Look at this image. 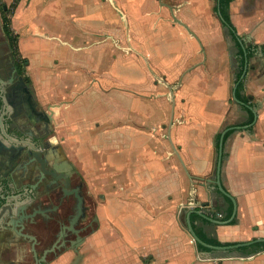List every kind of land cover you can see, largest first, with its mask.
Masks as SVG:
<instances>
[{"label": "crops", "instance_id": "obj_1", "mask_svg": "<svg viewBox=\"0 0 264 264\" xmlns=\"http://www.w3.org/2000/svg\"><path fill=\"white\" fill-rule=\"evenodd\" d=\"M35 1H19L12 27L18 30L21 23L27 32L19 47L29 57L28 71L35 80L37 101L51 113L53 123L61 110L77 109L81 113L76 120L93 122L91 124L98 119L94 113L101 114L107 122L114 114L118 116L113 120L119 129L118 145L111 152L118 158L112 165L124 177V199L118 202V215L104 219L107 230L117 222L118 245L117 248L107 246L105 233L102 243L105 246L86 249L89 255L81 253L80 262L74 264H131V260L136 264H148L141 260L143 254L138 260L133 258L144 246L155 256L166 253L160 264H264V250L248 256L240 251L234 256L225 257L219 252L217 257H201L202 250L194 246L197 243L190 239L187 225L185 229L179 221L182 210L186 219L187 211L196 209L200 213H192L195 214L192 224L201 235L216 237L221 242L264 237V0H232L229 7L240 38L246 39L248 46H260L259 53L249 63L243 91L251 96L255 121L252 125L245 124V120L235 121L223 127L236 126L229 130L224 140L221 180L229 196L219 191L215 182L218 136L223 130L222 124L227 121V110L221 119L219 113L228 109L229 101L228 81L223 85L222 95L221 89L217 90L225 63L220 46L216 47L221 55L219 59L206 57L209 64L215 63L211 70L208 64L198 69L194 67L183 75L187 79L185 84L189 85L193 75L205 81L207 73L213 74L209 76L212 83L207 84L211 88L210 99L206 104H192L191 112H198L196 117L188 113L184 121L175 123L174 110L177 108H168V89L159 86L154 95L160 99L148 107L151 111L145 122L150 127L146 133L139 116L146 105L140 96L151 86L144 68L148 60L126 52L128 44L133 45L132 38L125 37L127 27L119 13L124 8L129 24H135L128 26L129 31L138 30L135 19L147 16L156 27L157 15L162 13L157 8V0H37L35 12L39 11L38 15L31 10ZM187 2L181 10L189 14L194 12L199 21H203L199 16L203 12L190 6V0ZM199 21L196 18L195 24L202 30ZM204 23L211 28L208 22ZM220 23L218 19V25ZM49 28L56 29L50 32ZM26 37L28 40L24 41ZM194 41L185 32H168L158 39L155 34L150 61H158L160 57L162 65L168 64L169 69H173L168 71L179 77L177 70L182 69L179 65L185 62L187 71L193 66H189L191 60L203 61ZM104 79L114 81L115 91L103 87ZM238 103L234 105L248 116L247 105ZM159 111L164 112L160 114ZM159 114L161 118L157 119ZM126 186L134 191L133 200L126 199ZM233 219L235 222L231 223ZM130 240L134 242L132 248Z\"/></svg>", "mask_w": 264, "mask_h": 264}, {"label": "flooded vegetation", "instance_id": "obj_2", "mask_svg": "<svg viewBox=\"0 0 264 264\" xmlns=\"http://www.w3.org/2000/svg\"><path fill=\"white\" fill-rule=\"evenodd\" d=\"M1 29L0 264H67L80 259L81 250L103 245L105 195L63 145L51 113L37 101L26 76L14 71V50ZM232 40L235 87L240 72L244 82L260 46H251L254 54L248 57L245 50L239 53L247 40Z\"/></svg>", "mask_w": 264, "mask_h": 264}, {"label": "rangeland", "instance_id": "obj_3", "mask_svg": "<svg viewBox=\"0 0 264 264\" xmlns=\"http://www.w3.org/2000/svg\"><path fill=\"white\" fill-rule=\"evenodd\" d=\"M21 0H0V13L3 16H6L10 21H11V27H12V18H14L15 15V10L17 7V4ZM188 0H157L158 6L157 8L160 9L162 13L158 14V19H157V30L155 31L154 29L155 24L154 21L153 23L150 22V19L147 17H141L138 21H136V28L138 29L137 31H129L128 26L132 25V23L129 24L128 22V15L125 13V10L123 8V12L119 13V16L123 17L124 23L127 27L125 31V37L126 38H132L131 44L134 45V42L136 45H129L127 46V53H132L135 55H141L143 58L142 59H147L148 63L146 64L145 62V71L148 72L149 75V81H151V86H148L146 88V91H143L140 96V99H142L143 103H145L144 107V112L139 116V119H141V123L145 127L141 126L142 129H145L143 132L148 133L149 132V124L145 122V118H149L150 111L148 109L150 103H154L160 98H157L155 94H157V88L160 86L164 89H168L169 95L166 99L168 103V108L170 107L171 109L173 107L177 108L175 111V116L174 120L175 123L177 122L178 124L180 121H184L185 118L187 117L188 113L191 115H196L198 112H191L192 110V104H206V100L210 99L212 96L210 93V89L207 84L212 83L211 79L209 76L211 75H206V79L204 81V78L199 79L196 75H193L190 73V78L189 80V85L188 83L185 84V81L187 80L186 78L184 79L185 72L191 71L192 69H198V66L205 67L209 63L207 62V58L209 60H217L220 58V53L217 52V48H220V51L222 53V58L225 60V63L223 64V73L221 75V79L218 80L220 83V87L217 89H221V95L223 94V85L228 81V105L225 110H221L219 115L220 119L222 118L223 114L226 112L227 116V121L222 124L221 129L227 124L237 122L239 123L240 121H244L246 116V113L242 114L238 107L234 105V100L231 96V89L234 86L235 82V74H236V68H237V61L235 54L237 52V48L235 46L234 41L232 40L228 30L223 27L220 24L218 25V16L216 15L214 11V6L216 4V0H190V6L193 8H198L200 11L203 12V14H200L199 16L202 18L204 22H208L211 25V28L205 25L203 21H199V17L194 13H185V11H182L181 8L187 5ZM36 5L35 7L31 8V10H34V14L38 15L39 11L35 12L36 9L38 8V1L36 0ZM171 5L174 7L171 9L169 6ZM112 6V5H111ZM165 6L164 9L162 7ZM170 9H169V8ZM179 7V8H177ZM1 17V18H2ZM21 17V13H20ZM148 18V19H147ZM196 18L199 21V24L202 28L198 29L199 25L197 26L195 24ZM47 19V18H46ZM189 21V23L187 22ZM135 25V24H133ZM132 25V26H133ZM196 25V26H195ZM19 29L17 30L16 28L13 29V32L18 35V47L21 41L22 37H25L27 35V32L23 30L21 27V23L18 25ZM130 27V26H129ZM196 27V28H195ZM152 28V29H149ZM1 29V28H0ZM56 29V28H55ZM55 29H47V31L54 32ZM170 29V30H167ZM218 29V30H217ZM2 30V29H1ZM183 30V31H181ZM172 33V32H185L189 34L190 38L194 39V44L199 49V54L201 56V60L203 58V61H193L191 60L189 62V66L193 65L192 68H189L187 71H185V62L179 65L182 67V69H175L177 71H182L180 74L178 73L179 77H175L171 72L173 69H169V65L167 66L162 65L161 58L158 57V61L151 59L153 62L150 61L149 58V52L151 49H153V43H154V35L157 34V39L160 37V35H163L165 33ZM150 35V37H149ZM152 35V38H151ZM3 36V35H2ZM3 38V37H2ZM24 41L28 40V37L23 39ZM192 41V40H191ZM192 43V42H191ZM206 43V44H205ZM195 47V48H196ZM217 47V48H216ZM218 48V49H219ZM19 49V57L14 56L16 59V62L18 64V67L20 69L21 74L26 76L27 81L31 84L32 88L34 89V92L36 93V85H35V80L32 78V76L29 74V57L25 54L22 53L20 47ZM145 57V58H144ZM154 58V57H152ZM227 60V61H226ZM224 62V61H223ZM215 66V63L212 62L209 64V69L211 70V67L213 68ZM188 67V66H187ZM171 70L170 71H168ZM202 69V68H200ZM254 69V67L252 68ZM264 69V67L262 68ZM253 71V70H252ZM202 74V72H200ZM171 76H174V78H170ZM199 79V80H198ZM114 81L111 80H105L103 83V87L109 89L110 92L115 91L114 89ZM191 84L193 86H191ZM216 90V92H218ZM189 92V93H188ZM207 93V94H206ZM190 96L189 100H186L188 98V95ZM113 95V94H112ZM111 95V97H112ZM147 109V110H145ZM190 110V111H189ZM77 111V113H76ZM165 111V110H164ZM163 111V112H164ZM173 111V112H174ZM238 111V112H237ZM160 114L163 113L162 111H159ZM166 112V111H165ZM56 113V112H55ZM58 113V112H57ZM56 113V114H57ZM80 111L77 109H72L69 111L61 110V114H57V121H55L56 129L61 136L63 140V145L67 149L69 153L72 154L76 162L82 167L87 173L86 175L90 179V181L93 183L95 188H97V192L103 193L105 195V200L106 202L104 203L101 208H104L105 214L104 216H111V215H118V202L124 199V177L120 173L118 174L117 167H114L112 163H117L118 158L115 153H112V150H116L117 145H118V125L117 122L114 123L113 120H117L118 116L117 114H114V117H110L111 121H106L102 119V115H96L98 116V119L100 120L99 122L97 121L98 119H94L95 122L94 124H91L93 122H79L76 119L79 118L80 116ZM186 113V114H185ZM122 114V112H121ZM157 116V119L161 118V115ZM213 117H216L219 119L218 115L213 114ZM196 117V116H195ZM154 117H151L150 119H153ZM215 118V119H216ZM103 121V122H102ZM108 123V124H107ZM80 124V125H79ZM147 126V127H146ZM165 128V125L164 127ZM133 130V129H132ZM178 131H180L178 129ZM103 134L101 137L100 134ZM106 145V147L104 146ZM104 146V147H103ZM114 157V158H113ZM128 180V178H127ZM134 191L133 190H128V187L126 186V199H134L133 195ZM179 197L180 194H179ZM181 202V201H180ZM106 208V209H105ZM184 208H181V210ZM164 214L165 211L163 212ZM160 214V213H159ZM185 211L182 210L180 212L179 216V221L182 225L183 228L186 229V219L184 217ZM109 220V219H108ZM115 220V219H114ZM113 223V222H112ZM111 223V224H112ZM117 223V222H116ZM112 224V226L108 227V242L106 243L107 246H115L117 248L118 245V230H117V224ZM188 233V232H187ZM189 234V233H188ZM190 235V234H189ZM188 235V236H189ZM190 239L193 240V238L190 235ZM131 242V240H130ZM133 242V241H132ZM131 242V243H132ZM195 242V241H194ZM196 244V243H195ZM131 245V248L134 246V242ZM105 246V245H101ZM197 247V245H194ZM198 248V247H197ZM137 250V249H136ZM149 247L141 248V250H138L136 253L137 255L133 258H140L141 255V260L145 263H150V264H160L162 263V256L165 258V252H163L162 256L159 255H154L153 253H149ZM200 252V251H199ZM219 252L221 251H212L209 256H219ZM87 254L86 248L84 250H81V252L78 253L80 254ZM168 256L170 257L169 250L167 251ZM222 253V252H221ZM200 256H207L208 254L203 253L202 251L199 254ZM202 257V256H201ZM207 258V257H206ZM140 261V260H139ZM178 261V260H177ZM86 262V259H85ZM87 263V262H86ZM164 263V262H163ZM131 264H136L134 260H131Z\"/></svg>", "mask_w": 264, "mask_h": 264}, {"label": "trees", "instance_id": "obj_4", "mask_svg": "<svg viewBox=\"0 0 264 264\" xmlns=\"http://www.w3.org/2000/svg\"><path fill=\"white\" fill-rule=\"evenodd\" d=\"M232 0H219V4H218V11L221 15V17L223 18V23L225 26L228 27L230 33H231V36L234 38V39H240V36L237 34V30H236V27L235 25L233 24L232 20H231V17H230V13H229V7H230V3H231ZM2 20H3V26L5 28V31L10 39V42H11V46L14 50V54L15 56H17V58L19 57V47H18V35L16 33L13 32L12 30V27H11V21L6 17V16H3L2 17ZM246 51V54L248 57H250L252 54H254V48H251V46H247V47H243L242 45L239 46V53L242 55L243 54V51ZM244 61H245V58H241V66L244 65ZM241 73H239V75L237 76V79H236V90H235V94H236V97L237 99L242 102L244 105H247V109L248 110V116L245 120V124H252L253 121L255 120V113L252 109L248 108V106H252V102L250 101L251 100V96H246L244 94V82L243 81H240L239 78L241 76ZM231 131H228L225 136H224V140L226 139V137L230 134ZM219 137L220 135L218 136V140H219ZM223 157H225V153L223 152ZM195 214H192L191 213V220L193 219ZM235 222V219L231 220V223H234ZM196 233L199 235V237L206 241L207 243H210V244H213V245H231V244H235V243H238V242H221L220 240H218L216 237H208V236H205V235H201L200 233H198L197 230H195ZM198 248L200 250H207V251H210L211 249L203 246L202 244H197ZM239 251H241L244 255L248 256V255H252V254H255L261 250H264V242H255V243H252L250 245H246V246H243V247H239L238 248Z\"/></svg>", "mask_w": 264, "mask_h": 264}, {"label": "water", "instance_id": "obj_5", "mask_svg": "<svg viewBox=\"0 0 264 264\" xmlns=\"http://www.w3.org/2000/svg\"><path fill=\"white\" fill-rule=\"evenodd\" d=\"M218 4H219V0H216L214 10H215V13L218 16L220 22H221V25L224 27L223 18L221 17L219 11L217 10ZM0 25L2 26L1 28H3V23L1 21V18H0ZM13 66H14V71L19 73L20 70H19L17 63L15 62V59H14V65ZM235 89H236V86L233 87V89L231 90V96L235 102H239V100L237 99L236 94H235ZM248 107L255 111V109L252 108L251 106H248ZM234 128H236V126H228L221 131L219 143H218L217 158H216V180H215V182L217 184L218 190L221 191L223 194L228 195V196H229V193L223 187V184H222L221 170H222L223 152H224V136L229 130L234 129ZM234 204H235V202H234ZM193 212L200 213L196 209H189L186 213L187 230H188L189 234L191 235V237L193 238V240L196 243L202 244L203 246H205L209 249H212L214 251H221L223 253L222 255L225 257L237 255L240 252L238 250L239 247L250 245V244L255 243V242H264V237H263V238H257L254 240L238 242V243L231 244V245H213V244L207 243L206 241L202 240L199 237V235L196 233V231L193 227L192 220L190 217L191 213H193ZM202 215L209 220L219 222L218 220L210 218L204 214H202ZM203 253L208 254L207 256L201 255L203 258L210 257L209 254H211V250L210 251L205 250V251H203Z\"/></svg>", "mask_w": 264, "mask_h": 264}, {"label": "bare ground", "instance_id": "obj_6", "mask_svg": "<svg viewBox=\"0 0 264 264\" xmlns=\"http://www.w3.org/2000/svg\"><path fill=\"white\" fill-rule=\"evenodd\" d=\"M80 260H81V259L75 260V262H80ZM75 262H74V263H75Z\"/></svg>", "mask_w": 264, "mask_h": 264}]
</instances>
